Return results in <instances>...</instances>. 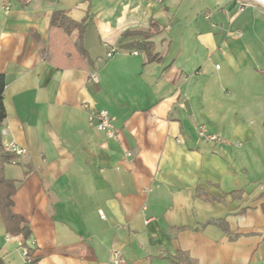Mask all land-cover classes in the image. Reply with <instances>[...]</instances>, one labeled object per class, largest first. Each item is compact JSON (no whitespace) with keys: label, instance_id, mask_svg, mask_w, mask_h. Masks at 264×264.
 <instances>
[{"label":"crops","instance_id":"1","mask_svg":"<svg viewBox=\"0 0 264 264\" xmlns=\"http://www.w3.org/2000/svg\"><path fill=\"white\" fill-rule=\"evenodd\" d=\"M56 12L81 22L85 58ZM140 32L157 60L122 47ZM0 73L1 143L24 150L3 176L29 230L10 233L0 212V263L29 264L25 248L33 264H115L114 250L120 264L264 263L261 5L0 0Z\"/></svg>","mask_w":264,"mask_h":264},{"label":"trees","instance_id":"2","mask_svg":"<svg viewBox=\"0 0 264 264\" xmlns=\"http://www.w3.org/2000/svg\"><path fill=\"white\" fill-rule=\"evenodd\" d=\"M50 23L58 25L62 27L65 31H69V32L72 29H77L78 36L75 41L76 48L81 56H84V58L87 56L85 49L82 46L83 28L81 26V22L75 21L63 13L56 12L52 15ZM138 35L141 36L140 39L124 43L122 44V47H125L126 49L137 50V51L145 53L147 55L146 60L148 61L157 60L158 56L156 53L153 52L154 45L152 44V41L149 40L150 33L140 32L138 33ZM5 84H6V81H5L4 74L0 73V123L3 121V119L6 116V112H5L4 104H3V92H4ZM3 149L4 148H3V145L0 139V212L3 215L7 230L12 234H22V237L25 240L29 236V230L26 224L23 222V220H21V218H19L18 216L12 214L10 210L11 208L10 205H12L11 196L13 195L14 193L13 191H15L16 187L12 180L4 178L3 176L4 164L11 162L14 159L15 155ZM213 222L216 223L219 227L223 228L224 231L229 233L227 224L225 222L223 221H218V222L213 221ZM22 246H25V244L22 243ZM25 251L26 253L24 256L28 260L27 262H29V264L35 263L38 258L36 256H33L32 251L29 248H25ZM187 262L188 264H192L189 260H187ZM261 264H264V263H261Z\"/></svg>","mask_w":264,"mask_h":264},{"label":"built area","instance_id":"3","mask_svg":"<svg viewBox=\"0 0 264 264\" xmlns=\"http://www.w3.org/2000/svg\"><path fill=\"white\" fill-rule=\"evenodd\" d=\"M247 1H252L255 2L259 5H261L264 8V0H247ZM114 52L113 47L109 48L107 50V56H111L112 53ZM94 80H96V77H93ZM87 106V105H86ZM88 120L93 126L106 134L109 138L113 137L115 135V128L112 123V119L109 116L108 112L105 109H96V108H90L88 107ZM197 135L200 139L204 141H215L217 139V136L215 134H210L207 132L205 126L199 125L196 128ZM3 150L14 153V154H21L24 152L23 149H19L15 144L9 143V144H3ZM98 215L101 219H104L105 213L102 209L98 210ZM26 252L24 251V254ZM112 261L115 264H120L124 263V258L122 256V253L118 250H114L112 252Z\"/></svg>","mask_w":264,"mask_h":264}]
</instances>
